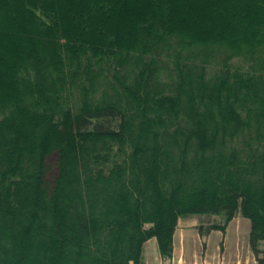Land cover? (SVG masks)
Here are the masks:
<instances>
[{"label":"trees","instance_id":"obj_1","mask_svg":"<svg viewBox=\"0 0 264 264\" xmlns=\"http://www.w3.org/2000/svg\"><path fill=\"white\" fill-rule=\"evenodd\" d=\"M192 214L264 264V0H0V264L170 258Z\"/></svg>","mask_w":264,"mask_h":264},{"label":"crops","instance_id":"obj_2","mask_svg":"<svg viewBox=\"0 0 264 264\" xmlns=\"http://www.w3.org/2000/svg\"><path fill=\"white\" fill-rule=\"evenodd\" d=\"M199 214H192L188 216L180 217L178 220L177 228L174 232V239H173V253L170 258H164L160 255L157 245V252L154 250L153 257L148 256L144 257V249L145 245L151 241L153 238H150L144 243L143 250H142V264H162L168 261L171 264H199L202 262H207L208 254H207V248L204 249L203 256L201 258L198 257L196 253L193 254V256L190 258L187 256V239L189 237H198L201 241H205L206 245L208 244L209 238L213 235V233H219L221 235V244H222V252L224 248L227 247V243L229 241V234H228V226L229 224L236 220L241 219L240 216L234 217L225 227L224 231H221L219 229H212L210 231H206V226L204 228H200L198 231L199 225H204L205 222H207V219L204 218H196ZM214 216V215H213ZM195 233V234H194ZM237 246L236 248H247L245 255H243L241 252L237 253V257L235 261H226L225 264H256L255 257L249 247L242 246L241 240H237ZM207 247V246H206ZM221 252V253H222ZM221 259L223 260V256L221 254ZM221 262V261H220ZM222 262V264H224Z\"/></svg>","mask_w":264,"mask_h":264},{"label":"rangeland","instance_id":"obj_3","mask_svg":"<svg viewBox=\"0 0 264 264\" xmlns=\"http://www.w3.org/2000/svg\"><path fill=\"white\" fill-rule=\"evenodd\" d=\"M53 158H51V161ZM55 173V167H52L48 173L49 179L53 177ZM241 217V216H240ZM196 218H204L207 219L204 225H199L198 231L200 228H204L210 224H217L223 223V217L220 215H209V214H199ZM204 226V227H203ZM228 234H229V241L227 243V247L224 248L222 252V244H221V235L219 233H213V235L209 238L208 244L206 245L205 241H201L198 237L194 235V237H189L187 239V256L192 257L194 253L198 255L199 258L203 256L204 249L207 248L208 254V261L209 263H216V262H226V261H235L237 257V253L241 252L245 255L247 248H236L237 240H241L242 246L249 245L248 243V235L250 231V221L248 218L241 217V219H236L232 221L228 226ZM195 234V233H194ZM207 246V247H206ZM155 252H157V245L156 239L153 238L145 245L144 249V257L152 256ZM222 252V253H221ZM221 254L223 256V260L221 259ZM142 262V258H141ZM162 264H167L162 263ZM225 264V263H224Z\"/></svg>","mask_w":264,"mask_h":264},{"label":"built area","instance_id":"obj_4","mask_svg":"<svg viewBox=\"0 0 264 264\" xmlns=\"http://www.w3.org/2000/svg\"><path fill=\"white\" fill-rule=\"evenodd\" d=\"M166 262H167V264H171L168 261H166ZM199 264H222V262H220V261L219 262H216V263L202 262V263H199Z\"/></svg>","mask_w":264,"mask_h":264}]
</instances>
